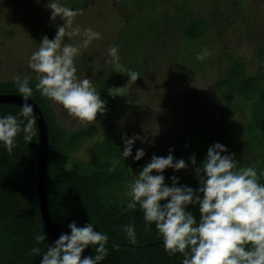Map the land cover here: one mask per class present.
I'll return each instance as SVG.
<instances>
[{"label": "rangeland", "instance_id": "374dc122", "mask_svg": "<svg viewBox=\"0 0 264 264\" xmlns=\"http://www.w3.org/2000/svg\"><path fill=\"white\" fill-rule=\"evenodd\" d=\"M59 2L83 10L74 18L73 27L92 28L101 33L99 40L81 49L74 64L77 78H90L100 92L107 105L106 113L98 114L96 121L81 122L52 101L59 121L68 130L96 127L94 137L74 158L89 161L101 145L93 147L94 142L121 140L122 135L127 138L138 134L145 143L136 140L133 155L137 148H143L145 156L134 161L135 174L153 154L166 156L171 148L174 159L183 158L188 167L179 171L165 169V183L170 185L169 177L177 176L179 183L186 185L189 179H195V173L186 143L182 148L183 136L194 120L204 119L199 113L187 112L186 105H189L199 110L212 107L217 142L235 155L237 166H246L252 161L257 167L263 162L262 158H257L264 155L263 149L258 150L248 134L253 102L231 95L225 89L219 90L216 83L234 62L244 67L246 75L264 73V0ZM45 3L47 0L40 3L0 0V80L36 75L28 68V57L39 47L42 36L51 39L56 26L63 23L59 18L49 20L50 10L44 7ZM198 19L207 23L205 35L192 42L186 33ZM82 39V35L66 36L65 42L79 45ZM111 45L119 46L120 68L105 63ZM204 48L209 55L202 61L197 60L196 53ZM129 68L140 77L123 91V96H109L107 88L127 82L128 77L123 73Z\"/></svg>", "mask_w": 264, "mask_h": 264}, {"label": "clouds", "instance_id": "9594fccd", "mask_svg": "<svg viewBox=\"0 0 264 264\" xmlns=\"http://www.w3.org/2000/svg\"><path fill=\"white\" fill-rule=\"evenodd\" d=\"M44 7L50 10V21L59 18L63 23L56 26L51 39L42 36L39 47L28 57V68L37 78L35 88L42 97L62 106L69 116L81 122L96 121L98 114L106 113L105 100L90 78H77L74 58L93 40H99L101 33L92 28L73 27L74 18L82 14V9L70 8L59 0H47ZM77 35L83 36L79 45L65 42L66 36ZM208 55V49L204 48L196 53V59L202 61ZM107 56L106 64L120 68L118 45L109 46ZM123 74L128 77L127 82L107 88L109 96H123V91L140 77L131 68ZM14 83L25 103L17 115H0V146L8 152L16 146L19 134L23 133L26 143L32 142L35 135L33 109L27 103L33 88L27 78H14ZM121 140L123 159L131 157L139 161L145 156L143 148H137L133 155L135 141L145 143L140 135L127 138L122 135ZM189 162L194 166L195 189L180 184L177 176L169 177L170 185L165 183V169H187L183 158L174 159L171 148L166 156L153 154L150 161L133 174L135 179L129 187L130 199L125 210H134L139 205L145 223L154 224L157 235L162 238L165 252L181 254L180 264H264V183L259 182L257 170L238 168L235 155L219 142L207 148L199 163L195 154L189 157ZM190 205L198 207V220ZM94 227L91 221L82 226L71 221L67 224L70 231L61 232L47 244L45 251L33 247L31 252L41 257L40 264H100L107 255L108 236ZM123 231L130 243L136 242L131 223L125 224ZM34 240L39 244L46 240V234L37 232ZM89 246L94 248L95 255L82 257Z\"/></svg>", "mask_w": 264, "mask_h": 264}, {"label": "trees", "instance_id": "16d2710c", "mask_svg": "<svg viewBox=\"0 0 264 264\" xmlns=\"http://www.w3.org/2000/svg\"><path fill=\"white\" fill-rule=\"evenodd\" d=\"M206 27L207 23L203 20H194L186 33L187 39L192 42L199 41L205 35ZM27 79L29 86L33 88L32 95L28 98L38 105L48 127L47 198L50 217L57 233L70 231L67 224L71 221H76L80 226L91 221L95 226L94 230L108 236V243L105 245L107 255L100 263H179L181 254L169 255L165 252L162 238L157 235L154 224L149 226L145 223L139 205L134 210H125L130 199L125 190L133 181L135 167L131 157L123 159L120 155L122 140L112 139L120 141L114 144L108 139L102 143L94 142L93 147L96 144L101 145L89 161L74 158V154L94 137L96 127L85 126L77 131L68 130L59 121L52 100L42 97L36 90V75ZM216 87L253 102L251 131L248 134L253 138L255 147L258 150L263 149L264 152V73L246 75L244 67L234 62L226 75L217 81ZM8 94L21 96L14 79L0 80V95ZM21 106L0 103V115H17ZM186 111L190 114L199 113L204 118L192 122L182 142V148L186 143L190 156L195 154L199 163L206 155L207 148L217 142V131L212 126H215L211 118L212 107L206 106L199 110L186 105ZM34 127L32 142L26 143L21 133L17 136L16 146L11 152L0 146V264H40L41 257L34 255L31 249L39 247L43 252L47 244L54 241L44 225L39 205V128L36 118ZM257 158H262L263 161L257 167H254L252 161L246 166L237 167H254L259 182L264 183V155ZM186 185L195 189L196 178L193 181L189 179ZM189 208L198 220V207L190 205ZM129 223L135 229V243H130L123 231V226ZM37 232L46 234V240L39 244L34 240ZM82 255H95L94 248L89 246Z\"/></svg>", "mask_w": 264, "mask_h": 264}, {"label": "water", "instance_id": "95a60500", "mask_svg": "<svg viewBox=\"0 0 264 264\" xmlns=\"http://www.w3.org/2000/svg\"><path fill=\"white\" fill-rule=\"evenodd\" d=\"M0 103H15L22 105L25 101L22 99V96L15 94L0 95ZM27 103L32 105L33 114L37 120L39 128V162H38V194H39V205L41 210L42 219L44 225L52 237L55 240L59 234L55 230L48 206L47 198V162H48V144H49V135L48 127L44 115L38 105L34 103L31 99H27ZM84 255H82L83 257ZM104 264V263H100ZM173 264H180L173 263Z\"/></svg>", "mask_w": 264, "mask_h": 264}]
</instances>
